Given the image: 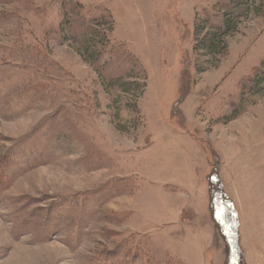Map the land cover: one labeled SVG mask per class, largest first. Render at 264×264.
<instances>
[{"label":"rangeland","instance_id":"374dc122","mask_svg":"<svg viewBox=\"0 0 264 264\" xmlns=\"http://www.w3.org/2000/svg\"><path fill=\"white\" fill-rule=\"evenodd\" d=\"M62 1L0 0V161L31 135L0 193V264H239L212 218L215 174L244 264H264V96L218 120L239 80L264 71V0L221 55L193 50L196 19L221 0H66L112 17L98 28L107 57L132 61L104 76L63 39Z\"/></svg>","mask_w":264,"mask_h":264},{"label":"trees","instance_id":"16d2710c","mask_svg":"<svg viewBox=\"0 0 264 264\" xmlns=\"http://www.w3.org/2000/svg\"><path fill=\"white\" fill-rule=\"evenodd\" d=\"M62 2L60 29L63 39L77 44L84 59L92 65H97L101 75L112 64H119V70L123 74H128L127 59L129 61L132 60L124 57L123 54L107 57L110 54L107 52L110 38L106 35L105 31H98L99 27L112 22V17L108 20L109 15L86 12L82 10L83 7L79 2L68 3L67 1L66 3V0ZM249 10V0H225L224 2L221 0L220 3L218 2L217 10L213 12L209 11V13L207 11L204 13L202 20L196 19L194 23V52L200 50L206 55L223 54L226 50V38L237 31L240 18L245 16ZM204 29L208 31L200 35L199 33ZM261 61H264V54L260 57L259 63ZM254 67L256 68V66ZM195 69L196 72H202V70ZM117 73L119 72L117 71ZM117 73L111 72V75L107 77L110 80L107 84L114 85L115 83H119L122 77L119 76L121 74L117 75ZM248 75L239 80L236 90L226 99V105L220 109L219 122L234 120L244 111L246 100L254 99L257 96H264V71L257 70L252 76ZM182 92V99H184L189 96L191 90L190 88H183ZM52 120L51 125L54 126L55 117L53 115ZM24 140H31V135L24 137L17 145L9 148L5 157L0 161V193L2 190L8 188L20 173L21 167L27 165V162L30 160L29 156L31 154L28 153L24 146ZM14 150H16V153ZM217 178L218 176L215 174L210 180V210L212 218L221 231L220 233L223 238L222 244H220L221 250L227 254L229 261L237 262L239 260V264H244V250L241 244L238 214L231 207L225 206L228 204V201L224 202V200H227L226 191L221 180H219V185L216 183L218 181ZM79 226L80 224L78 223L77 228Z\"/></svg>","mask_w":264,"mask_h":264},{"label":"crops","instance_id":"0c3cea01","mask_svg":"<svg viewBox=\"0 0 264 264\" xmlns=\"http://www.w3.org/2000/svg\"><path fill=\"white\" fill-rule=\"evenodd\" d=\"M191 92H194V90H193V91H191ZM190 94H191V93H190ZM190 94H189V95H190ZM188 97H189V96H188ZM188 97H187V98H188ZM187 98H186V99H187Z\"/></svg>","mask_w":264,"mask_h":264}]
</instances>
